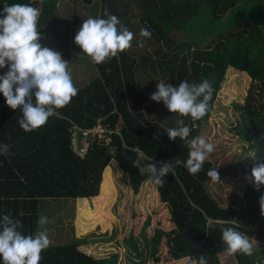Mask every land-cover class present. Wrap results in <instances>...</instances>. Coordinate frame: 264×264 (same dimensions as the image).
Here are the masks:
<instances>
[{
  "label": "trees",
  "instance_id": "1",
  "mask_svg": "<svg viewBox=\"0 0 264 264\" xmlns=\"http://www.w3.org/2000/svg\"><path fill=\"white\" fill-rule=\"evenodd\" d=\"M89 4L94 0H80ZM54 0L42 7L38 30L42 31ZM98 18H106L105 10L115 15L134 34L132 46L118 57L102 64H94L96 77L78 88L77 96L58 109L59 116L50 117L37 130L25 132L18 120L19 109L6 105L0 93V144L10 146L11 156L0 155V217L7 214L23 225L24 235L38 231V207L42 199H92L108 195L109 180L103 172L113 160L127 176L133 195L141 185L149 182L132 166L138 148L154 162H173L175 172L165 177L164 185L154 184L157 200L166 206L172 228L164 234L166 257L187 259L186 264L198 262L204 255L207 264H221L225 253L222 228H233L251 239L264 238V226L254 231L256 221L264 222L261 213V190L250 184L244 187L240 208L216 201L207 188L213 180L207 175L213 164L206 160L203 169L190 174L183 164L175 166V159L186 161L188 146L177 138L167 136L169 128L177 127L183 119L191 129L189 139L199 136L207 122L217 94L228 69L245 73L250 85L243 103H234L239 114L235 130L249 144L258 161L264 155V0H98ZM29 4L28 0H0L4 6ZM207 22L200 26L201 11ZM2 18V17H0ZM146 28L151 38H142ZM142 41V43H141ZM0 69V75L7 71ZM211 81L214 88L209 110L204 117L193 121L171 113L163 102L150 99L158 82L177 86L181 81L200 83ZM260 124V127L255 123ZM100 123L105 129L119 134L110 135V146L93 143L83 158L70 148L72 124L88 129ZM147 163V160L143 161ZM147 183H144L143 187ZM110 190V191H109ZM258 233V234H257ZM81 240L64 245H51L42 251L39 264H114L113 258L96 260L77 249ZM160 239L145 242L152 254ZM137 239L129 236L133 257L139 258L142 249ZM130 256V255H129ZM235 264H259L254 252L251 256L231 255ZM133 264H143L133 260ZM2 264V261H0Z\"/></svg>",
  "mask_w": 264,
  "mask_h": 264
},
{
  "label": "clouds",
  "instance_id": "2",
  "mask_svg": "<svg viewBox=\"0 0 264 264\" xmlns=\"http://www.w3.org/2000/svg\"><path fill=\"white\" fill-rule=\"evenodd\" d=\"M40 14V10L30 4L6 5L0 12V69H8L0 75V93L9 108L21 111L22 117L18 123L25 132L37 130L50 117L59 116L58 109L67 106L79 91L74 85L69 62L63 60L59 52L41 45L37 27ZM104 16L106 18L89 17L84 20L74 37V43L94 64L106 63L118 57L119 53L131 48L134 38V34L117 16L107 10ZM140 36L151 38V32L142 28ZM213 92L214 88L208 79L198 84L181 81L177 86L161 81L157 83L150 99L157 103L163 102L171 113L181 117L190 116L192 127L195 128V121L208 112ZM176 124L177 127L167 130V136L171 141L180 138L188 146L189 154L186 161L175 159V166L183 164L190 174L196 175L214 151V145L201 136L189 139L191 129L183 119H178ZM134 151L138 155L132 161V166L138 168L140 175H147L150 183L162 187L165 177L174 174L173 159L156 163L150 157H145L138 148ZM0 155H13L10 146L0 144ZM144 160L148 162L144 163ZM207 175L213 181H220L217 169H210ZM251 176L256 190L264 186V162L252 168ZM259 203L264 214V195H261ZM49 222L47 216L41 215L37 225L42 230L34 235H24L21 232L23 225L18 219L7 214L0 217L2 264H39L42 251L51 244L45 229ZM221 231L228 255H252L253 244L248 237L233 228L226 227ZM192 264H207V260L204 255H200L198 262L193 260Z\"/></svg>",
  "mask_w": 264,
  "mask_h": 264
},
{
  "label": "rangeland",
  "instance_id": "3",
  "mask_svg": "<svg viewBox=\"0 0 264 264\" xmlns=\"http://www.w3.org/2000/svg\"><path fill=\"white\" fill-rule=\"evenodd\" d=\"M92 16L90 11L85 18ZM70 19L69 15L63 14L57 26L45 25L46 40L40 43L43 47L59 52L62 59L69 62L74 85L79 88L85 84L86 70L89 67L92 73L89 79L96 77L97 73L91 65V59L74 43V37L81 25L78 23L76 27L73 26ZM207 21L206 12L202 10L200 26ZM82 70L85 71V76H81ZM249 85L250 79L245 73L228 69L213 110L207 122L201 126L199 134L214 145V151L207 160L217 169L220 177L219 182L212 181L208 184L209 193L219 203L235 208L244 204V187L247 184L254 186L252 168L257 163L264 162V155L258 161L254 158L249 144L235 130L239 123V114L234 111L233 104L244 102ZM255 125L260 127L259 122ZM111 174L113 182L109 180L111 191L109 190L108 195H101L99 192L98 197L85 201L64 198L40 201L39 217L47 216L50 221L45 225L51 241L50 246L74 242L82 225L86 229L84 234L87 241L92 242L91 249L82 250L96 260L110 261L113 258L114 264H133L130 256L133 257L134 253L131 245L127 244L129 236H132L137 239L136 246L142 249L139 258L133 257L136 262L144 259L143 264H186V258L170 260L166 257L164 234L172 225L168 220L166 206L157 200L154 184L149 182L144 187V184L141 185L138 194L133 195L127 176L113 160L103 172L105 179H109ZM259 189L264 195V186ZM40 230L42 229L38 227V231ZM82 232L80 234L83 235ZM154 238L160 239L159 244L152 254H148L145 242ZM220 263L235 264V261L231 255L224 253L220 255Z\"/></svg>",
  "mask_w": 264,
  "mask_h": 264
},
{
  "label": "crops",
  "instance_id": "4",
  "mask_svg": "<svg viewBox=\"0 0 264 264\" xmlns=\"http://www.w3.org/2000/svg\"><path fill=\"white\" fill-rule=\"evenodd\" d=\"M53 4H54V8H53L52 12L50 13V15L47 16L48 19H47V21H46L47 23H45V25L57 26L59 24V22H60V17L63 14L69 15V17L71 18L70 21L72 22L73 26H75V27H76V25H78V23L81 25L84 20L88 19V18H85V15L88 14L90 11H91V13L93 15L92 16L93 18H98V11H99L98 0H94L91 3H89V4H84L80 0H54ZM45 6H43V9H44ZM45 25L42 28L43 32H44ZM45 40H46V38H45ZM79 51H81V50L79 49ZM91 65L93 66V62L92 61H91ZM86 71H87V76L85 78H87V79H85L86 80L85 84L88 83L91 80L89 78H90V76H92V73L90 71V67ZM84 72L85 71L82 70L81 76H85ZM110 182L111 183L113 182L112 174L110 176ZM144 183H149V182H144ZM76 200H78V199H76ZM81 201H85V199H81ZM260 224L262 226H264V222H261V221H257V224L256 223L253 224L254 231H259V229H260L259 225ZM254 225L256 227H254ZM83 226H84V224H83ZM79 230H80V232L83 231L82 232L83 235L80 234V232H79V234L77 232V234L75 236V240H81L80 241L81 243L78 244L77 249L79 251L91 256V254L86 253L82 249H84V248H90L91 249L90 244L92 242L87 241V237L84 234L85 231H86L85 227H82V225H81ZM85 237H86V239H85ZM253 239H255V242H252ZM251 243L253 244L254 252L257 255L256 257H257L258 263L259 264H264V238L254 237V238L251 239ZM219 258H220V256H219Z\"/></svg>",
  "mask_w": 264,
  "mask_h": 264
},
{
  "label": "built area",
  "instance_id": "5",
  "mask_svg": "<svg viewBox=\"0 0 264 264\" xmlns=\"http://www.w3.org/2000/svg\"><path fill=\"white\" fill-rule=\"evenodd\" d=\"M47 0H28V3L42 11L43 5ZM41 15V14H40ZM40 18V16H39ZM39 21V20H38ZM40 42L45 40L46 36L43 31H40ZM70 148L73 154L79 158H83L87 152L89 145L96 143L105 147L110 146V135L112 133L119 134L118 130L111 131L105 129L100 123H96L94 126L88 129L81 128L76 124H72L70 127Z\"/></svg>",
  "mask_w": 264,
  "mask_h": 264
}]
</instances>
